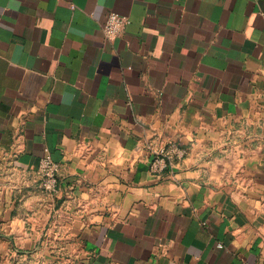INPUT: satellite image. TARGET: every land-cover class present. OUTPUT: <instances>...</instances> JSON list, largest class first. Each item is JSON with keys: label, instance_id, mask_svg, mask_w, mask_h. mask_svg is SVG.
Returning a JSON list of instances; mask_svg holds the SVG:
<instances>
[{"label": "crops", "instance_id": "obj_1", "mask_svg": "<svg viewBox=\"0 0 264 264\" xmlns=\"http://www.w3.org/2000/svg\"><path fill=\"white\" fill-rule=\"evenodd\" d=\"M0 264H264V0H0Z\"/></svg>", "mask_w": 264, "mask_h": 264}, {"label": "built area", "instance_id": "obj_2", "mask_svg": "<svg viewBox=\"0 0 264 264\" xmlns=\"http://www.w3.org/2000/svg\"><path fill=\"white\" fill-rule=\"evenodd\" d=\"M128 23L129 20L127 18L111 13L103 26L104 35L106 37H115L120 34ZM145 149L149 159V171L157 176L162 174L167 167L182 160L185 155L184 149L173 141L151 142L145 146ZM58 172V164L54 163L50 156L45 153L40 159L37 168L40 187L45 194L52 196L57 192Z\"/></svg>", "mask_w": 264, "mask_h": 264}]
</instances>
